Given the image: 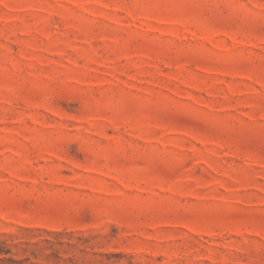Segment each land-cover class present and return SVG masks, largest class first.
Instances as JSON below:
<instances>
[{
	"label": "rangeland",
	"instance_id": "obj_1",
	"mask_svg": "<svg viewBox=\"0 0 264 264\" xmlns=\"http://www.w3.org/2000/svg\"><path fill=\"white\" fill-rule=\"evenodd\" d=\"M0 264H264V0H0Z\"/></svg>",
	"mask_w": 264,
	"mask_h": 264
}]
</instances>
